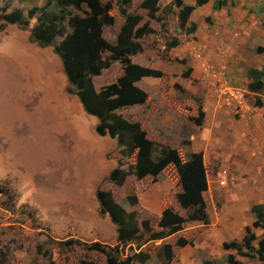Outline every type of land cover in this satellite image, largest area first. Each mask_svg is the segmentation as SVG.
Segmentation results:
<instances>
[{
    "label": "rangeland",
    "instance_id": "obj_1",
    "mask_svg": "<svg viewBox=\"0 0 264 264\" xmlns=\"http://www.w3.org/2000/svg\"><path fill=\"white\" fill-rule=\"evenodd\" d=\"M100 1L114 5L112 15L115 16V24L106 26L103 36L116 44L124 18L119 13L116 0ZM143 2L132 0L129 9V13L142 17L140 27L148 29L139 40L143 52L130 59L134 64L161 71L163 75L161 78H143L136 86L158 98L162 96L161 92L171 94L168 95L172 96L169 102L176 101L182 116L197 117L200 106L194 109L193 101L201 104V100L189 97L192 92L201 90L200 85L188 76L191 68L188 58L183 55L175 57L173 50L167 48V44L176 38L185 45L190 35L185 29H180L177 11L168 10L173 0H160L159 12L154 18L142 8ZM7 5V13L18 8L28 11L29 8L20 0H0V9ZM87 8L85 10L88 11ZM71 10L73 14L84 15L76 9ZM36 23V19L32 20L30 27L23 30L18 25L1 26L0 20V264H107L106 255L93 249V244L116 246L117 231L110 217L101 213L96 193L98 189L111 191L115 201L128 210V188L131 184L136 188V181L140 180L131 175L123 186H117L107 178L116 160L122 161L124 168L128 169L127 164H133L135 159L123 157L120 149L114 147L115 141L105 142L107 149L115 150L107 162L98 158L99 147L93 143L81 145L75 153H70L63 145L62 132L57 127L59 123L61 125V115L52 106L55 90L45 79L50 66L45 63L42 72L27 67V58L31 56L44 62L49 59L46 49H40L29 41L30 30ZM7 30L8 36L5 37ZM53 54L61 62L60 57ZM123 74L122 65L114 63L93 79L95 89L100 91ZM76 100L79 102L78 98ZM118 114L130 122L140 123L148 139L177 145L173 129L175 121L168 126L161 120H154L157 114H150L139 105L121 109ZM63 117V121L67 120L65 115ZM182 149L189 155L185 147ZM210 180L212 183V178ZM204 198L208 201L210 193H204ZM168 203V207L186 216L179 204L174 208L172 200ZM160 218L148 220L154 232L162 231L157 225ZM145 219L140 217V231ZM190 225L166 239L144 237L133 241L122 248L121 259L144 255L150 257L146 264H161V249L165 244H171L175 252L172 264H179L178 240L184 238L193 242L197 234L196 231L188 234ZM263 239L264 230H261L257 236V247ZM231 254L242 264H264L257 259L243 258L236 251H226L225 255L215 257L201 255L198 261L200 264L207 260L214 264H231L228 260Z\"/></svg>",
    "mask_w": 264,
    "mask_h": 264
},
{
    "label": "crops",
    "instance_id": "obj_2",
    "mask_svg": "<svg viewBox=\"0 0 264 264\" xmlns=\"http://www.w3.org/2000/svg\"><path fill=\"white\" fill-rule=\"evenodd\" d=\"M216 1L211 0L196 7L190 18L197 25L196 31L187 38L185 45L180 44L172 49L175 57L183 55L188 58L191 67L188 76L200 85L201 90L192 92L189 98L201 100V104L193 102L194 109L198 105L204 113L203 124L198 126L191 119L194 117L182 116L181 107L176 101L169 102L172 96L168 95L171 94L161 92L162 96L158 98L148 93V102L139 105L150 114H157L154 120H161L168 126H172L175 121L173 129L176 131L177 145L174 142L152 141L170 147H185L189 154L201 152L204 156L209 182L206 193H210V199L206 200L210 224H189L191 228L187 229L188 234L194 231L197 234L193 245L179 247V264H200L198 256L201 255H225L223 244L242 241L247 227H252L256 221L254 207L264 205V89L261 92L249 89V85L254 82L251 72L264 68V52L258 51L259 48L264 49V0H228V4L219 10L214 8ZM184 3L196 6V0H184ZM25 4L29 8L33 6L28 2ZM39 5H43L42 0H39ZM4 36H8V30ZM29 41L37 45L31 41L30 33ZM37 46L47 50L49 59L44 62L31 56L27 58V67L42 72L45 63L50 66V73L45 79L51 85L50 88L55 90L52 106L62 116H59L61 125L59 123L57 127L62 132L63 145L68 147L70 153H75L81 145L93 143L99 147L98 158L101 162H107L115 150L107 149L105 142L115 141L113 145L117 150V140L98 135V119L85 112L80 100V103L76 100L77 96L67 93L69 81L62 60L60 62L53 54L54 47ZM198 52H201L200 57L196 55ZM221 66L227 68L231 85L245 92L241 111L222 104L216 94L215 83L206 72L209 67ZM63 115L67 120L63 121ZM116 161L112 170L119 164ZM222 170H227L229 178H234V182L226 187L219 183ZM174 174H161L156 180L145 178L136 181L138 203L128 204L127 211H136L140 217L152 221L162 216L169 200H172L174 208L177 207L176 195L182 191V187L177 174ZM261 230L254 229L256 236Z\"/></svg>",
    "mask_w": 264,
    "mask_h": 264
},
{
    "label": "trees",
    "instance_id": "obj_3",
    "mask_svg": "<svg viewBox=\"0 0 264 264\" xmlns=\"http://www.w3.org/2000/svg\"><path fill=\"white\" fill-rule=\"evenodd\" d=\"M20 0L22 3L32 4V8L14 9L7 13L9 5L0 9L2 25H18L23 30L30 27L31 21H37L30 30L33 43L40 47H54V52L61 58L64 72L69 81L67 93L77 96L85 112L98 119L96 132L98 135L109 136L117 140L120 153L125 158H133V164L119 161L107 181L123 186L127 178L134 175L137 180L152 177L154 180L161 174H177L182 191L176 195L180 207L185 210L186 216H181L173 208L164 210L157 225L161 232H154L150 221H142V231L139 228V213L129 212L114 199L111 191L99 189L97 199L101 213L108 215L111 222L117 227V244L114 247L94 243L93 249L103 252L107 257V264H146L149 256L136 255L121 259L122 248L133 241L148 237L150 240H162L171 237L185 229L187 224H210L208 206L204 193L209 190L207 168L203 153H190L186 155L182 148L170 146L148 139L146 131L138 122H130L118 111L138 105H145L149 95L136 86L143 78H161L162 72L146 68L131 61V57L143 52L139 42L146 34V28L140 27L142 17L129 13L132 0H116L117 7L124 23L118 34L116 44L108 42L103 34L106 26L115 24L112 15L113 3L103 4L100 0ZM211 0H196V6L186 5L184 0H173L168 10L177 11L179 27L186 30L188 35L193 34L197 25L190 21L196 7H201ZM160 0H144L142 8L149 11L151 17H156L159 12ZM228 4V0H217L215 10ZM88 7V11L85 10ZM81 11L84 15L73 14L71 9ZM151 31V30H150ZM149 31V32H150ZM180 45L179 39H174L167 44L168 49ZM264 52L263 48L258 49ZM120 63L124 74L116 82L104 86L100 91L95 89L93 79L99 76L105 68L114 63ZM254 82L249 85L252 92H261L264 89V68L262 71H252ZM196 125L204 122V113L199 110L197 117L191 118ZM188 143V142H186ZM174 174V175H175ZM127 201L130 205L138 203L133 184L128 188ZM256 221L252 227H247L246 235L242 241H232L223 244L226 251H236L237 255L247 259H257L264 263V239L256 246L257 236L254 229L264 230V205L255 206L253 209ZM178 247L193 245L192 241L180 238ZM161 264H172L175 259L174 248L165 244L160 253ZM231 264H242L235 260L234 255H229ZM98 264V263H91ZM203 264H214L207 260Z\"/></svg>",
    "mask_w": 264,
    "mask_h": 264
},
{
    "label": "built area",
    "instance_id": "obj_4",
    "mask_svg": "<svg viewBox=\"0 0 264 264\" xmlns=\"http://www.w3.org/2000/svg\"><path fill=\"white\" fill-rule=\"evenodd\" d=\"M197 57L201 56V52L196 53ZM208 76L215 83V91L219 96L222 104L226 107H232L236 111H241V106L245 98V92L231 85L227 68L221 66L219 68L209 67L206 70ZM234 182V178H229L227 170H222L219 174V183L222 187L228 186Z\"/></svg>",
    "mask_w": 264,
    "mask_h": 264
}]
</instances>
